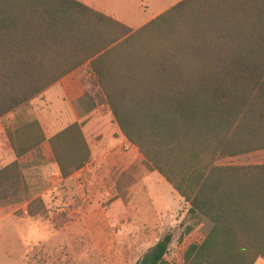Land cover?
I'll list each match as a JSON object with an SVG mask.
<instances>
[{"label": "trees", "instance_id": "obj_1", "mask_svg": "<svg viewBox=\"0 0 264 264\" xmlns=\"http://www.w3.org/2000/svg\"><path fill=\"white\" fill-rule=\"evenodd\" d=\"M85 64L99 102L77 103L107 106L188 219L211 224L182 264L264 261V164H217L264 151V0H181L137 30L77 0H0V119ZM6 135L15 160L0 170V206L26 191L19 161L46 141L36 120ZM48 144L64 179L92 158L78 124ZM171 242L136 264H172Z\"/></svg>", "mask_w": 264, "mask_h": 264}, {"label": "rangeland", "instance_id": "obj_2", "mask_svg": "<svg viewBox=\"0 0 264 264\" xmlns=\"http://www.w3.org/2000/svg\"><path fill=\"white\" fill-rule=\"evenodd\" d=\"M77 1L87 6L102 4L118 13L116 17L132 26L129 28L137 30L136 27L175 0ZM85 65V71H90L88 64ZM91 84L98 88L96 78ZM96 91L91 90V98H98ZM44 92L20 107L18 119L6 124L7 129L33 121L34 109L43 113L45 121L59 113L57 130L74 124L77 117L90 115L86 122L97 125L92 141L98 152L84 168L65 179L59 174L57 177L54 167L41 156L42 151L31 152L19 161L25 179V184L19 186L20 189L24 186L26 191L16 196L19 199H10L11 203L0 206V235L13 234L20 238L21 234L33 233L44 248L25 257L19 254L14 257L20 258L22 264H115L123 253L134 248L135 255L123 263L134 264L170 233L172 242L166 259L172 264H182L186 248L189 244L201 243L211 224L205 219L200 222L188 219V204L157 172L145 168L139 151L120 134L107 106L86 112L87 109L75 103L74 109H66L65 99L56 91L47 97ZM217 164L263 165L264 151L227 158ZM187 227L191 228L188 234ZM96 231L100 232L98 240ZM51 237L58 241L57 255H50L46 250ZM90 237L92 246L100 242L106 252L88 251ZM255 264H264V261L258 259Z\"/></svg>", "mask_w": 264, "mask_h": 264}, {"label": "crops", "instance_id": "obj_3", "mask_svg": "<svg viewBox=\"0 0 264 264\" xmlns=\"http://www.w3.org/2000/svg\"><path fill=\"white\" fill-rule=\"evenodd\" d=\"M180 1L181 0H175L170 5L162 7L159 11H157V13H155V15L153 17L147 19L146 21H144L141 25H139L136 28L139 29L140 27L144 26L145 24H147L151 20L155 19L157 16L161 15L162 13H164L165 11H167L168 9H170L172 6L176 5ZM97 6L90 5L89 7H91L92 9H94L100 13H103V14H105V15L125 24V25H128V27H132L128 23H126V21H123L120 18L116 17V14L119 15L118 13H116L113 10L105 7L102 4H101V6H98V7ZM140 7H142V6H140ZM85 68H87V65H84V66L76 69L75 71H73L72 73H70L69 75H67L66 77H64L60 81H58L57 83H55L48 90H46L44 92V95L46 94V97H47V95L53 93V91H56V94H58V96H60L62 99H65L66 105H67L66 109H69V108L74 109L73 105L75 103H77V100L81 96H83L85 93L91 94L92 89H95V91L97 90V88H95L91 84V81H93L95 79L94 75L90 71H85ZM97 86H98V84H97ZM19 109L20 108L16 109L13 112L8 113L7 115H5L4 117H2L0 119V170L5 168L6 166L10 165L15 160V156L12 152V149L10 147V144H9V141H8V138L6 135V131L8 130L7 129L8 126H6V124L9 125L18 119V117H16V116H17ZM42 114L43 113L40 112V110L37 109L35 111V109H34L32 120H36L40 124L42 131L44 133V136L46 138V141L40 146V150L36 149L32 152L42 151L41 156L46 161L50 162L49 164L54 167L56 174H57V177H58V174L60 175V172H59V169L57 167V164L55 163V161L53 159L52 153H51L50 148H49L48 140L50 138H52L53 136H55L57 133L64 130L69 125H67L62 130H57L58 125H59V119H60L59 113H57L56 116L54 114L52 117H49V119L47 121L44 120V117L42 116ZM89 117H90V115L83 117V118L77 117L78 119L76 121H74V124L79 125L81 132L84 136V139H85V141L88 145V148L90 150V153H91L92 157H95L98 150L95 149L97 147L95 146V144L92 141V136H93V133L96 132L98 128H97V125L95 122H93V121H87L86 122V120L89 119ZM106 117L108 118V116H106ZM94 234L97 235L96 238L98 240V235L100 234V232L96 231V232H94ZM33 235H34L33 233L21 234L20 238H17V236H14L13 234H4V233L1 234L0 235V264H16V262H18V261L21 262V264H22L23 261L20 260V258H19V260H17L14 257V256H16V254H19V256L25 257L30 252L36 253V252H38V250H40V249L42 250L44 247H42V244L39 241V238L35 237ZM52 238L53 237H51L50 241H48L46 243L47 244L46 250L49 252L50 255H57L59 244H58L57 239L55 241ZM92 243H94V242L90 237L89 242H87V247H86V249L88 251L90 249H93V251L96 252L97 254H99V253L101 254L102 252L104 253V251L106 252V247L102 243L99 242L97 246L96 245L92 246ZM129 249L130 250H127V252H125L123 254L120 253V254H122L121 259H120L119 263H115V264H123L126 262L127 257L130 256V258H131L135 255V251H134L135 249L134 248H132V249L129 248ZM90 253H93V252H90ZM141 258L136 259L134 261V264H136ZM38 264H40V263H38ZM102 264H107V263L102 262ZM109 264H114V263H109Z\"/></svg>", "mask_w": 264, "mask_h": 264}]
</instances>
